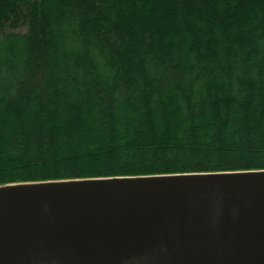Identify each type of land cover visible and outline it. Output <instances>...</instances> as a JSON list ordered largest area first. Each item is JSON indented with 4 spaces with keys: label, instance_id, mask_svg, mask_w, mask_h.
Listing matches in <instances>:
<instances>
[{
    "label": "trees",
    "instance_id": "16d2710c",
    "mask_svg": "<svg viewBox=\"0 0 264 264\" xmlns=\"http://www.w3.org/2000/svg\"><path fill=\"white\" fill-rule=\"evenodd\" d=\"M264 170V0H0V185Z\"/></svg>",
    "mask_w": 264,
    "mask_h": 264
},
{
    "label": "water",
    "instance_id": "95a60500",
    "mask_svg": "<svg viewBox=\"0 0 264 264\" xmlns=\"http://www.w3.org/2000/svg\"><path fill=\"white\" fill-rule=\"evenodd\" d=\"M0 264H264V170L0 185Z\"/></svg>",
    "mask_w": 264,
    "mask_h": 264
}]
</instances>
